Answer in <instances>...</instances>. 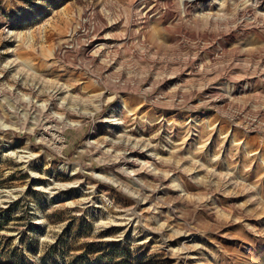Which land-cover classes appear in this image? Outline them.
<instances>
[{
    "label": "rangeland",
    "instance_id": "374dc122",
    "mask_svg": "<svg viewBox=\"0 0 264 264\" xmlns=\"http://www.w3.org/2000/svg\"><path fill=\"white\" fill-rule=\"evenodd\" d=\"M0 264H264V0H0Z\"/></svg>",
    "mask_w": 264,
    "mask_h": 264
},
{
    "label": "bare ground",
    "instance_id": "6f19581e",
    "mask_svg": "<svg viewBox=\"0 0 264 264\" xmlns=\"http://www.w3.org/2000/svg\"><path fill=\"white\" fill-rule=\"evenodd\" d=\"M193 1H195V0H193ZM99 32V31H98ZM97 33V32H96ZM99 35H101V34H98V35H95V37L92 39V40H90L89 41V43L87 44V46H86V49L84 48V50H85V53L86 54H88V52H90V48H93V49H95L96 48V51L95 52H99V51H101V49L102 48H104V46H106V45H104V43H102L103 42V39L102 38H100V36ZM107 47V46H106ZM105 47V48H106ZM89 49V50H88ZM107 49V48H106ZM94 53V52H93ZM100 53V52H99ZM90 55V54H89ZM96 56H98V55H96ZM93 57H95V55H93ZM65 109V108H64ZM54 117V116H53ZM49 118H50V116H49ZM55 118H57V117H55ZM53 120H47V122L46 123H52V124H54L53 122H56L55 120H54V118H52ZM51 126V125H50ZM57 129V128H56ZM58 134V133H57ZM60 137V136H59ZM56 140H57V136H56ZM54 143V142H53ZM57 143H59V140H57ZM135 146V145H134ZM142 146H143V144H142ZM142 148V147H141ZM135 149H137V148H135ZM150 149V148H149ZM144 152H147L148 151V149L146 148V146H143V149H142ZM139 152V151H138ZM143 155L145 156V157H149V155H145L144 153H143ZM152 157V156H151ZM145 203L146 202H143V204H141V205H145ZM133 218V217H132ZM135 218H136V216H135ZM136 221V220H135ZM181 237H185L184 235H181ZM189 238V236L188 237H185V238H183L182 240V242L179 244V248L178 249H176V251H175V254H176V256H178L177 258H179V259H181V261L182 260H187V259H195V257L193 256V255H191L190 253V245H189V243H191L193 240H192V238L191 239H189V240H187ZM162 246H164L165 248H168L169 247V245H168V242L167 243H164V245H162ZM188 254H190L191 256H190V258H186L187 257V255ZM186 256V257H185Z\"/></svg>",
    "mask_w": 264,
    "mask_h": 264
}]
</instances>
